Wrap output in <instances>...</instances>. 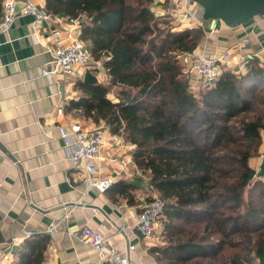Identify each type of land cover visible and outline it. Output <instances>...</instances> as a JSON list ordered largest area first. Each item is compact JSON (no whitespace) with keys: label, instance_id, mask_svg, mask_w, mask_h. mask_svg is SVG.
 Here are the masks:
<instances>
[{"label":"trees","instance_id":"1","mask_svg":"<svg viewBox=\"0 0 264 264\" xmlns=\"http://www.w3.org/2000/svg\"><path fill=\"white\" fill-rule=\"evenodd\" d=\"M154 1L46 0L49 13L79 18L109 74L106 84L78 80L65 111L135 145L134 164L165 202L168 242L153 248L162 264H264V198L251 189L264 192V178L250 162L263 141L264 66L253 56L242 74L222 68L194 94L179 57L196 51L204 28L176 29ZM49 242L31 233L12 264H42Z\"/></svg>","mask_w":264,"mask_h":264},{"label":"crops","instance_id":"2","mask_svg":"<svg viewBox=\"0 0 264 264\" xmlns=\"http://www.w3.org/2000/svg\"><path fill=\"white\" fill-rule=\"evenodd\" d=\"M32 1L46 9V0ZM151 5L157 15H173L174 0H155ZM23 6L24 0H18L17 9ZM192 9V17L184 22L176 19L175 28H204V38L196 51L205 49L218 55L230 49L232 60L220 67L238 74H242L240 66L246 67L247 59L253 56L264 66L263 15L233 27L220 19H197L199 7L194 5ZM69 24V19L54 14L36 24L32 15L21 13L10 31L0 34V264L16 260L26 232L50 235L42 264H99L97 252L77 237L84 226L102 232L117 249L134 244L132 264H162L153 251L165 243L162 231L146 238L135 229L119 230L132 222L126 218L141 209L149 193L143 186L147 179L133 161L135 145L122 134L104 130L105 144L95 177H112L114 183L100 193L82 182L83 165L69 157L60 136L58 126L69 121H80L88 128L104 126L65 111L72 99L80 97L75 83L83 80L87 69L77 66L82 76L70 83L60 72L43 73L52 66V33ZM243 38L249 41L235 46ZM180 61L187 69L190 55L183 53ZM89 70L98 82L108 83L104 69ZM261 149L263 153L264 147ZM262 158L260 154L251 165L258 169ZM5 252L10 253V263L1 260Z\"/></svg>","mask_w":264,"mask_h":264},{"label":"built area","instance_id":"3","mask_svg":"<svg viewBox=\"0 0 264 264\" xmlns=\"http://www.w3.org/2000/svg\"><path fill=\"white\" fill-rule=\"evenodd\" d=\"M17 2L18 0H3L0 34H7L21 13L32 15L36 24H41L52 17L51 13L38 7L32 0H24L21 10L17 9ZM174 3L175 6L171 13L177 17L175 19L184 22L192 17V8L196 4L191 0H174ZM196 17L201 19L198 14ZM69 22L70 24L65 29L52 33V66L50 69H45L43 73L53 75L60 72L64 75L65 82H76L82 76L76 68L78 66L87 70L91 68L104 69L105 75L109 79V74L102 62L93 59L87 43L80 37L79 18L69 19ZM248 41V38H243L235 46ZM186 54L190 55L191 61L184 71L192 82L191 91L196 95L203 87L212 86L215 83L221 73L220 64H228L232 60L230 49H225L218 55L211 54L205 49ZM239 70L243 73L246 67L242 65ZM59 112L62 113L63 109L60 108ZM100 123H103L104 126L88 128L80 121H69L67 124L59 125L58 129L60 136L65 140V148L69 157L75 163L83 165L85 174L82 177V182L88 189L93 187L100 193H104L113 185L114 179L112 177H95L98 173L97 163L105 144L104 130H109L104 122ZM48 133L51 135L52 131L49 130ZM262 157H264V152ZM146 179L147 183L143 185L146 191H149L146 201L134 216L129 215L126 218V220L132 219V222L122 225L119 230L124 232V230L135 229L143 237L153 238L156 237L157 231H163L165 228L166 221L163 215L165 202L155 192L156 190L149 183V179ZM30 235V232L25 233L26 237ZM77 237L97 252L99 264H132L131 253L136 249L134 244H130L124 249H117L108 242V238L102 232L90 226H84ZM1 260L10 263L12 261L10 253L5 252Z\"/></svg>","mask_w":264,"mask_h":264},{"label":"water","instance_id":"4","mask_svg":"<svg viewBox=\"0 0 264 264\" xmlns=\"http://www.w3.org/2000/svg\"><path fill=\"white\" fill-rule=\"evenodd\" d=\"M199 7L201 19H220L228 26H237L249 22L256 16H264V0H191ZM84 82L97 83L96 74L88 70L83 77ZM0 146L3 147L0 143ZM256 177L264 178V157L257 169Z\"/></svg>","mask_w":264,"mask_h":264},{"label":"rangeland","instance_id":"5","mask_svg":"<svg viewBox=\"0 0 264 264\" xmlns=\"http://www.w3.org/2000/svg\"><path fill=\"white\" fill-rule=\"evenodd\" d=\"M170 15V19H171V25L173 26L174 25V27H175V25L178 23V21L175 19V18H177L176 16H173V15H171V14H169ZM179 59H180V57H179ZM181 62V61H180ZM100 81H103L102 79H100ZM262 146L264 147V140L262 141ZM261 146V148H263ZM260 150H262V149H260ZM260 154H262V153H256V154H254L253 155V157L251 158V163L254 161L253 159L254 158H256L257 156H259ZM257 178V177H256ZM258 179V178H257ZM250 188L251 187H249L248 189L250 190ZM252 196L254 197V198H260V196H261V194H262V196H263V198H264V192H262V190L261 189H256V188H254L253 186H252ZM245 199H249V195H248V193L246 192V195H245ZM167 217L165 216V221L167 222ZM177 223H178V221H176ZM168 238H166V236H164V238L162 239L164 242H168V240H167ZM233 250H226V253H231ZM255 263H257V261L255 262Z\"/></svg>","mask_w":264,"mask_h":264}]
</instances>
